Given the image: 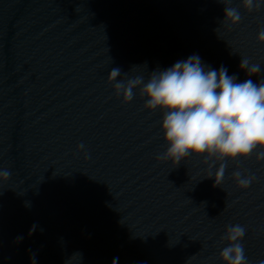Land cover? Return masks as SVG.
I'll return each mask as SVG.
<instances>
[{
    "label": "water",
    "instance_id": "obj_1",
    "mask_svg": "<svg viewBox=\"0 0 264 264\" xmlns=\"http://www.w3.org/2000/svg\"><path fill=\"white\" fill-rule=\"evenodd\" d=\"M223 0H0V264H224L226 226L264 260V160L175 165L163 112L115 94L108 75L163 70L192 54L237 82L264 79V8L221 23ZM241 57L261 66L239 69ZM132 69V70H131ZM83 148H79V145ZM218 163L213 167L215 173ZM239 169L254 176L242 189Z\"/></svg>",
    "mask_w": 264,
    "mask_h": 264
},
{
    "label": "clouds",
    "instance_id": "obj_2",
    "mask_svg": "<svg viewBox=\"0 0 264 264\" xmlns=\"http://www.w3.org/2000/svg\"><path fill=\"white\" fill-rule=\"evenodd\" d=\"M232 3L233 0H223L221 23L241 22V13ZM241 7L248 12L261 10L264 0H241ZM257 40L264 42V28L258 31ZM140 67L146 70L145 74L128 78V72H124L121 79V69L112 68L108 79L124 102H131L136 95L134 90L139 89V95L146 98L145 109L163 112L160 127L167 149L157 160L179 165L187 158L202 157L208 164L207 178H214V186L224 181V161L246 159L257 149V160H264V79L237 82V76L229 75L224 66L213 69L198 54L163 70L147 72L146 62L132 69ZM239 69L249 77L261 72V66L246 57H241ZM10 176L9 170L0 169V180L7 181ZM232 178L242 189L250 187L254 180V176H246L239 169L232 173ZM245 235L246 228L240 224L226 226L221 239L228 244L219 253L224 264H248L242 243ZM259 264H264V260Z\"/></svg>",
    "mask_w": 264,
    "mask_h": 264
}]
</instances>
